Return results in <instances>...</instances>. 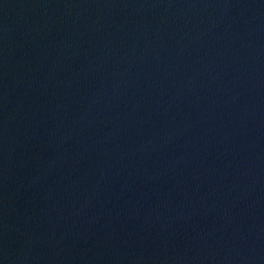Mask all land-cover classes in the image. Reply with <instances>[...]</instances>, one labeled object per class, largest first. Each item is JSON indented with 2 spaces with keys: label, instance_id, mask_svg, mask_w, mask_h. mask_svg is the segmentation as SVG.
Wrapping results in <instances>:
<instances>
[{
  "label": "water",
  "instance_id": "water-1",
  "mask_svg": "<svg viewBox=\"0 0 264 264\" xmlns=\"http://www.w3.org/2000/svg\"><path fill=\"white\" fill-rule=\"evenodd\" d=\"M0 264H264V0H0Z\"/></svg>",
  "mask_w": 264,
  "mask_h": 264
}]
</instances>
